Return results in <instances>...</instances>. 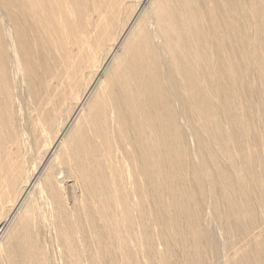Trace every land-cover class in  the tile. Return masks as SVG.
I'll use <instances>...</instances> for the list:
<instances>
[{"label":"bare ground","instance_id":"6f19581e","mask_svg":"<svg viewBox=\"0 0 264 264\" xmlns=\"http://www.w3.org/2000/svg\"><path fill=\"white\" fill-rule=\"evenodd\" d=\"M0 264H264V0H0Z\"/></svg>","mask_w":264,"mask_h":264}]
</instances>
